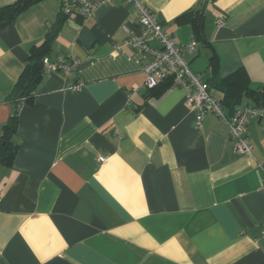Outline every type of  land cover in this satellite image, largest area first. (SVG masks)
Wrapping results in <instances>:
<instances>
[{
    "label": "crops",
    "instance_id": "obj_1",
    "mask_svg": "<svg viewBox=\"0 0 264 264\" xmlns=\"http://www.w3.org/2000/svg\"><path fill=\"white\" fill-rule=\"evenodd\" d=\"M139 1L223 118L197 125L172 82L143 88L151 57L125 46L140 32L132 3L63 16L44 58L80 64L43 71L18 110L19 147L0 160V264H264V117L247 121L248 154L236 152L227 122L260 108L264 0ZM60 6L38 0L0 27V143L13 89Z\"/></svg>",
    "mask_w": 264,
    "mask_h": 264
},
{
    "label": "built area",
    "instance_id": "obj_2",
    "mask_svg": "<svg viewBox=\"0 0 264 264\" xmlns=\"http://www.w3.org/2000/svg\"><path fill=\"white\" fill-rule=\"evenodd\" d=\"M111 0H60V12L62 16L75 19L78 16L84 19L94 16L98 8L107 6ZM132 3L136 8L140 32L126 40L125 46L133 51L149 54L151 60L142 67L144 74L143 88L154 89L160 82L169 81L174 86L181 87L186 93V106L195 114V120L199 125L207 115L223 118V109L220 103L211 97L200 79L194 76L188 64L183 60L176 42L166 36L160 25L155 22L150 11L139 0H125ZM222 26V22H218ZM153 39L157 42V48H150L147 40ZM196 42L191 41L187 47L188 52L195 51ZM78 61H67L63 57L54 60L44 58L42 68L45 74L52 72H62L69 75ZM82 84L74 86L72 89L78 91ZM264 117L263 108H244L237 111L227 122L229 126L230 138L235 142L236 152L248 154L250 145L246 138L247 121L253 118ZM264 132V128H263ZM99 162H104L105 157L98 158Z\"/></svg>",
    "mask_w": 264,
    "mask_h": 264
},
{
    "label": "trees",
    "instance_id": "obj_3",
    "mask_svg": "<svg viewBox=\"0 0 264 264\" xmlns=\"http://www.w3.org/2000/svg\"><path fill=\"white\" fill-rule=\"evenodd\" d=\"M38 0H17L12 5L0 8V27L12 23L15 18L29 5ZM64 20L60 12V18L54 24L51 32L45 38L44 42L35 46L30 53V63L25 66L23 73L17 81L11 97L15 103V108L9 123L4 127L0 143V160L5 163L11 162L19 145L13 140L17 128L18 110L22 105L29 104L33 98L35 85L40 81L43 73L42 61L49 54L51 43L55 38L60 24ZM159 86V85H158ZM157 86V87H158ZM156 87V88H157ZM261 103L257 107L264 109V92L261 93ZM221 105V103H220ZM222 106V105H221Z\"/></svg>",
    "mask_w": 264,
    "mask_h": 264
},
{
    "label": "water",
    "instance_id": "obj_4",
    "mask_svg": "<svg viewBox=\"0 0 264 264\" xmlns=\"http://www.w3.org/2000/svg\"><path fill=\"white\" fill-rule=\"evenodd\" d=\"M205 8H206V3L203 4L202 9H201V15L199 16V25H200V27L203 24V20H204L203 14L205 12Z\"/></svg>",
    "mask_w": 264,
    "mask_h": 264
}]
</instances>
